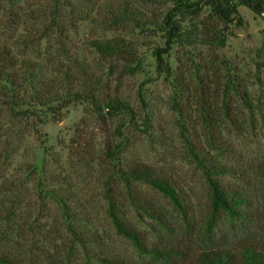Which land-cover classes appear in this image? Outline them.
I'll return each instance as SVG.
<instances>
[{"label": "rangeland", "instance_id": "1", "mask_svg": "<svg viewBox=\"0 0 264 264\" xmlns=\"http://www.w3.org/2000/svg\"><path fill=\"white\" fill-rule=\"evenodd\" d=\"M189 3L166 46L175 0H0V44L34 77L21 106L0 107V253L21 264H211L225 252L247 264L248 249L264 259V16L239 5L224 22ZM113 38L132 51L92 46ZM85 72L95 99L128 112L71 98ZM33 91L53 100L36 106ZM202 162L226 171L214 178L244 198L238 214L214 208ZM133 165L167 179L180 206L125 180ZM108 196L145 250L118 232Z\"/></svg>", "mask_w": 264, "mask_h": 264}, {"label": "trees", "instance_id": "2", "mask_svg": "<svg viewBox=\"0 0 264 264\" xmlns=\"http://www.w3.org/2000/svg\"><path fill=\"white\" fill-rule=\"evenodd\" d=\"M207 2L213 12L216 13L222 21L228 22L231 21L233 15L237 14V7L239 5H244L251 9L257 14H263L264 16V0H199ZM190 6L189 0H175L174 12L170 13L167 16L164 30L166 32L165 44L169 46L172 43V40L178 35V26L173 21V16L177 14L183 15L187 7ZM172 14V15H170ZM92 46L98 50L100 53H105L112 55L113 53L117 54H128L132 51V46L129 42H126L122 38H113L110 40H94L92 41ZM163 48L155 47L154 56L157 61V66L161 67L163 65ZM17 58L14 55L13 51L9 46L5 44H0V107L5 108L7 111L14 112L15 108L21 106L22 102V92L26 90V87L33 89V74L29 71V66L25 65L20 66L17 64ZM140 67V63L135 64H126L125 70L129 72H135ZM168 68V67H166ZM25 70V71H24ZM81 72V71H79ZM80 82L81 90L73 91L70 94L71 98H84L91 100L92 106L98 111H110L111 113L116 111L128 112V105L122 103L119 100L109 99L103 102H99L95 99L93 89L94 83L93 78L88 76L85 72L79 77H77ZM23 85L25 89H23ZM28 85V86H27ZM53 93H47V95H52ZM41 93L33 91L30 99L34 102L36 106H45L49 105L48 98ZM244 96V95H243ZM45 97V98H44ZM93 99V100H92ZM47 100V101H46ZM203 168H205V174L207 180L210 184L213 193V206L214 208H224L232 214H238L236 206H239L244 201V198L241 194L236 195L237 199H229L228 193L225 189L217 183V180L214 178V175L217 173L226 172L222 167L216 169L214 164L208 165L203 163ZM121 175L125 180L129 181L132 179H140L145 181L147 184L152 187L160 190L166 195L170 196L179 206L180 201L178 199V194L176 188L165 178L156 175L153 172V169L147 165H133L127 167L120 171ZM107 201L108 213L111 217L115 227L118 232H120L125 237L131 238L136 242V244L142 249L145 250V245L142 242L139 233L130 228L126 221L122 218L120 214V209L118 203L115 202L113 197L108 196ZM245 258L247 264H264V259L254 250L248 249L245 253ZM230 257L227 252L224 254L212 253L210 258L211 264H231ZM0 264H21L12 259L7 254L0 253Z\"/></svg>", "mask_w": 264, "mask_h": 264}]
</instances>
